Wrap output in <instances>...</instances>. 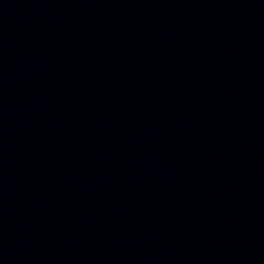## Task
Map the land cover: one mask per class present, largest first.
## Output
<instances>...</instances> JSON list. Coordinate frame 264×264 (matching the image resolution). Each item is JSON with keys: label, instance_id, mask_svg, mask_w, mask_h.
Returning a JSON list of instances; mask_svg holds the SVG:
<instances>
[{"label": "water", "instance_id": "water-1", "mask_svg": "<svg viewBox=\"0 0 264 264\" xmlns=\"http://www.w3.org/2000/svg\"><path fill=\"white\" fill-rule=\"evenodd\" d=\"M0 264H264V0H0Z\"/></svg>", "mask_w": 264, "mask_h": 264}]
</instances>
